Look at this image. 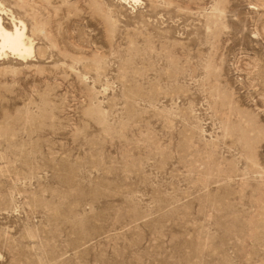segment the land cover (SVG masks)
I'll return each mask as SVG.
<instances>
[{
	"label": "rangeland",
	"instance_id": "obj_1",
	"mask_svg": "<svg viewBox=\"0 0 264 264\" xmlns=\"http://www.w3.org/2000/svg\"><path fill=\"white\" fill-rule=\"evenodd\" d=\"M0 17V264H264V0Z\"/></svg>",
	"mask_w": 264,
	"mask_h": 264
},
{
	"label": "bare ground",
	"instance_id": "obj_2",
	"mask_svg": "<svg viewBox=\"0 0 264 264\" xmlns=\"http://www.w3.org/2000/svg\"><path fill=\"white\" fill-rule=\"evenodd\" d=\"M13 29L9 30L3 24L0 17V57H4L7 53L12 54L17 59H24L33 54V47L28 46L26 27L22 22L16 23L12 20ZM1 59V58H0Z\"/></svg>",
	"mask_w": 264,
	"mask_h": 264
}]
</instances>
